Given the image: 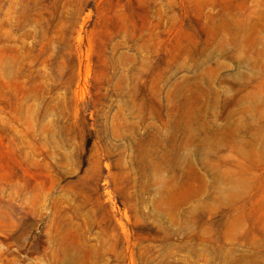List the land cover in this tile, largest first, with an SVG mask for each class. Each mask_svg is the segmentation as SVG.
Here are the masks:
<instances>
[{
    "label": "rangeland",
    "instance_id": "rangeland-1",
    "mask_svg": "<svg viewBox=\"0 0 264 264\" xmlns=\"http://www.w3.org/2000/svg\"><path fill=\"white\" fill-rule=\"evenodd\" d=\"M0 264H264V0H0Z\"/></svg>",
    "mask_w": 264,
    "mask_h": 264
}]
</instances>
